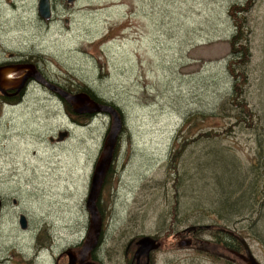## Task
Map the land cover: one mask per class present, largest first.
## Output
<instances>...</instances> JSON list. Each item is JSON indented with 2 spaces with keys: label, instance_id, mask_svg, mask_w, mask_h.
Here are the masks:
<instances>
[{
  "label": "rangeland",
  "instance_id": "374dc122",
  "mask_svg": "<svg viewBox=\"0 0 264 264\" xmlns=\"http://www.w3.org/2000/svg\"><path fill=\"white\" fill-rule=\"evenodd\" d=\"M37 1L0 0V61L10 53L35 57L53 81L72 89L86 86L123 115L125 130L99 199L107 230L96 254L102 253L104 264H128L124 247L148 235L161 242L154 264H244L228 261L236 256L207 230L210 224L222 227L210 215L196 224L200 233L193 247V230L185 231L187 246L173 239L176 230L195 226L192 219L184 220L193 196L214 199L208 193L217 187L207 177L222 178L233 168L220 154L190 142L182 160L193 174L192 184L176 188L172 147L182 120L192 115L195 130L214 126L224 132L220 146L235 153L247 187L264 173L261 135L238 129L226 112H217L231 92L226 65L235 54L229 41L234 23L243 19L250 51L244 96L264 122V0H77L69 7L53 0L47 21L39 17ZM50 94L31 86L15 107L5 105L0 94V195L5 199L0 264H56L59 253L87 232L85 201L110 119L73 116L88 122L75 127L63 103ZM60 131L71 135L60 143L50 139ZM227 187L220 179L218 192ZM246 212L236 219H247ZM260 212L264 217V208ZM19 213L27 215V231L19 227ZM41 225H48V235L60 237L53 255L35 253L38 240L48 237L36 232ZM243 226L240 220L230 228ZM247 244L264 264L261 242L249 238Z\"/></svg>",
  "mask_w": 264,
  "mask_h": 264
},
{
  "label": "trees",
  "instance_id": "16d2710c",
  "mask_svg": "<svg viewBox=\"0 0 264 264\" xmlns=\"http://www.w3.org/2000/svg\"><path fill=\"white\" fill-rule=\"evenodd\" d=\"M236 9L237 5H233L232 10ZM230 16H232V12ZM234 25L235 32L231 35L229 44L231 46L230 54H235V58H232L226 65V71L228 75L233 78V82L230 94L221 104V107L217 112H219L220 110L226 112V116L230 118L231 123L234 124L238 129L247 130L249 128L251 132L256 136V138L258 134L261 135V137H259L257 141V144L260 146V149L258 150L259 154L262 150L264 151V122H259L260 117L246 100L243 87L244 81L246 80L245 69L247 61L250 58V51L246 42L247 38L246 36L243 37L242 35H246L247 31L245 24H243V19L242 23L235 22ZM241 40V46L238 47L237 42H240ZM236 56H238V58ZM60 88L69 93L86 92L92 98L101 103H104L103 101H106L104 99L101 100L100 98H98L97 95H95V93L86 86L72 89L63 85V87ZM1 98L4 102L8 101V98L3 95ZM62 102L66 111L70 113L71 116H75L71 107L64 100H62ZM110 103L107 104L119 110V108L115 106V103ZM120 115L123 119L122 113H120ZM191 117L192 115L186 116L182 120V125L177 130L173 141L172 156H174L175 160L174 170H177V176H174V187L178 188V185L180 184H184L186 186L192 184L191 180L193 174L189 172L186 160H182V156L185 150H187L190 142L202 144L203 147L207 148V150L209 148L210 152H215L218 155L220 154L226 161L229 162V164L233 168V172L232 174H230V172L223 174L222 178L208 176L207 178L210 179L211 182L214 183L217 187V190H215L216 192L214 191L208 193V195L212 196L214 199L208 201L197 195L193 196L191 198L193 199L192 203H186V206L188 205V207L186 209L184 220L186 221L192 219L191 221H193L195 225L194 227H196L197 234L200 233V229H198L200 228V226H196V224L198 222H201V218H203L204 215H210L211 217H214L215 223L217 221L221 222L222 227H215V224H210L206 227L207 230L212 232V236L214 237L216 243L222 244L225 250L230 248L238 250L239 248H237V246L242 247L243 243H247V240H249V238L261 242L262 246L264 247V217L260 212L264 208V173L261 172L259 174H256V176L253 178V180L256 181H253L247 187L246 174L242 172L243 168L240 164H238V162L240 161L236 158L235 153L230 152L227 149H223L220 146L222 142L221 138L224 137V132H217L215 130L216 127L214 126L210 129L207 127L195 130L194 128L196 127L197 123H194ZM83 118L86 119L89 118V116H83ZM193 129L195 130V132H193V134L191 133V136L195 137L191 138L188 141V131ZM203 129H206V131H204ZM124 130L125 129L123 127L122 132ZM200 130H203V132L197 133ZM115 152L116 153L114 156H116L117 154V146ZM190 152L193 153L192 150ZM262 162L264 164V155L262 158ZM199 172L201 174H204L203 169H200ZM204 178L205 176H202L200 180ZM220 179L222 180V183L227 182L228 185L224 193H222L221 190H219L218 192ZM259 181H261L262 183L261 187L257 186V183ZM229 187L230 189H228ZM242 191L244 192L241 193ZM222 194H224L223 198L221 197ZM217 196H220L222 200L217 199ZM208 206L212 207L213 209L209 211ZM245 211H247L245 213L248 215L247 219H242L243 217L241 219H236L240 217L241 214ZM253 212L255 214L252 217H249L253 214ZM255 216H257V219L255 218ZM240 220L243 222V227L238 228V231L230 228L231 224L235 225L236 223L240 222ZM260 222H262L261 227H259ZM230 243L236 244L237 246H230Z\"/></svg>",
  "mask_w": 264,
  "mask_h": 264
},
{
  "label": "water",
  "instance_id": "95a60500",
  "mask_svg": "<svg viewBox=\"0 0 264 264\" xmlns=\"http://www.w3.org/2000/svg\"><path fill=\"white\" fill-rule=\"evenodd\" d=\"M66 2L73 4L75 0H66ZM37 13L44 20L50 19L52 14L50 1L38 0ZM18 71L23 72L19 76L10 77L12 73H16ZM29 78L35 79L37 82L46 86L49 90L65 99L76 114L91 115L94 113H103L111 116L110 129L104 137L101 152L95 161L85 201V206L89 213V225L86 239L83 243V247L79 251L78 259H76L73 255L68 254V264H95L88 261V258L90 256V252L97 246L98 237L102 227V216L98 210L97 201L113 160L114 149L116 147L118 135L122 126L120 115L116 108L105 103L97 102L88 93H69L62 90L58 86L45 81L33 63H12L0 65V93L6 95L8 90H15L18 92L24 87ZM66 135L67 132L60 131L57 134L56 140L62 141L66 138ZM50 139L53 140L52 138ZM18 224L22 230L27 229L26 218L23 214L19 216ZM190 230H195V227L192 226L185 229V231ZM136 243L138 245L137 254L149 255L151 250H156L160 247V242L148 235H144L137 239ZM179 244L187 246L190 244V240H182ZM244 245H246V252L245 254H241L240 257H242L245 264H260V262L250 252L247 244L244 243Z\"/></svg>",
  "mask_w": 264,
  "mask_h": 264
},
{
  "label": "flooded vegetation",
  "instance_id": "af4514ba",
  "mask_svg": "<svg viewBox=\"0 0 264 264\" xmlns=\"http://www.w3.org/2000/svg\"><path fill=\"white\" fill-rule=\"evenodd\" d=\"M52 2H53V0H50V3H51V11H52V8H53ZM65 2L66 1L63 0V3L62 4H64L66 7L71 6L70 4H68L67 2L65 3ZM12 63H33L36 66V68L38 69L39 73L42 75V77L44 78L45 81H47L49 83H52V84H54L56 86L63 87L61 84L53 81L49 76H47V74H45L43 72V70L39 66L38 60L36 61V58L35 57H24V56H20V55H18L16 53H10L8 55V58L7 59H5L3 61H0V64L1 65H3V64H12ZM22 72L23 71L16 72L15 73V76H18V75L22 74ZM31 86L41 87V85H39L38 83H36L35 80H32L31 78H29L27 80V82H26L25 87L21 91H19V92L16 93L15 90H8L7 91V94L6 95H3V96H5V97L8 98V101H6L7 99L5 100L6 101L5 102L6 103L5 105H9L10 107L17 106L20 103V101L22 100L23 95L25 94V91L29 87H31ZM103 102L104 103L106 102V104H107V102L109 103V101H103ZM71 109H72V107H71ZM72 111H73V109H72ZM96 115H98V113L97 114L94 113V114H91V115H89V114L88 115H84V114H76L75 113V116L74 117L75 118H83V116L84 117L89 116V118H93ZM74 117L71 116V119H72L71 124H73L75 127H80V126L83 127V126H86L87 125V123H83L80 119H74ZM68 129H70V127H68ZM70 135H71V131H68L67 137H69ZM51 138L56 143H60V142H57L56 140H54L55 138H53V137H51ZM107 176H108V174H107ZM103 186H102V190L104 189ZM102 190H101V192H102ZM100 197H101V193H100V196H99L98 201H97V207H98V210H99V212H100V214L102 216V227H101V231H100V235H99L98 244H97L96 248H94L90 252V256L88 258V261L93 262L95 264H104V260L101 259V257H100L102 253L100 255H98V254H96V252L99 251L103 247V245L105 243L106 230H107L106 229V223L107 222L105 223V220H104V217H103V213H102V210L100 208V202H99ZM0 200H1V206H0V216H1V213H2L3 209L5 208V199H3V196L2 195H0ZM12 202L15 204V200H12ZM21 214H23L25 216L26 222H27V229L26 230H23V231H27L28 230V218H27V215H25L24 213H19L18 218H19V216ZM42 226L43 225L39 226V228L37 227L38 230L36 232H38V231L42 232L41 234H42V237H43L44 234L48 235L49 232L47 231L48 225L46 227H42ZM87 230H88V226H87ZM39 234L40 233H38V235L36 236V238L39 236ZM185 234H186L185 233V228H183L181 230H176L173 233V239H177L178 240V244H179L180 241L184 240L183 238H185ZM84 235L85 236H82V238H80L79 241L75 240V241H77L75 244L64 248L59 253V255L57 256V258L54 259L55 263L56 264H60V260L62 259L64 261V264H68V254H71L76 259H78V257H79V251L83 247V243H84V241L86 239L87 232H85ZM195 235H197V230H193V231H191L189 233V238L192 239V244L189 245L190 248L193 247L194 244L198 242V239L195 238ZM166 236H168V234H166ZM154 238H156V237H154ZM59 239H60V237H59ZM59 239H55L54 236L48 235V237L45 236L43 238V240H38V245L35 246V253L38 254L39 252H47V253H51L53 255L55 253L56 247L58 246V243L60 241ZM137 239L138 238H135V240L134 239H131L127 243V245L124 247V249H123L124 250V254L123 255H124V257L126 259H128V262H129L128 264H154L153 263L154 258H155L154 257V253L157 252V250L161 247V245H160V247L158 249L151 250L149 252V255L148 254H137V248H138V245L136 243ZM55 240H56V243H55ZM157 240H159V239H157ZM200 242L201 241H199V243ZM244 243L246 244V242H244ZM244 243H243V246L242 247L241 246H237L236 244L230 243V246L236 245L237 248H239L238 250L237 249H234V248L233 249L232 248L227 249V251H230L231 252V256L232 255L236 256L235 260L228 258V261L230 263H234V262H236V260L238 261V259H240L242 262H244V260L242 259V257H240L241 254H245V252H246V245H244ZM131 252H132V254L130 255ZM129 255L132 258H129L128 257ZM101 260H103V261H101ZM244 264H245V262H244Z\"/></svg>",
  "mask_w": 264,
  "mask_h": 264
},
{
  "label": "bare ground",
  "instance_id": "6f19581e",
  "mask_svg": "<svg viewBox=\"0 0 264 264\" xmlns=\"http://www.w3.org/2000/svg\"><path fill=\"white\" fill-rule=\"evenodd\" d=\"M50 1V0H49ZM50 6H51V3H50ZM42 76V75H41ZM32 80H35V79H33V78H31ZM36 81V80H35ZM36 83H38L39 85H41V87H43L45 90H47L48 92H50L51 94H52V96L54 95V97H57L61 102H62V100H64L65 101V99H63L62 97H60L58 94H56L55 92H53V91H51V90H49L46 86H44L43 84H41V83H39V82H37L36 81ZM25 85H26V83H25ZM25 85H24V87H25ZM23 87V88H24ZM59 87V86H58ZM22 88V89H23ZM60 88V87H59ZM22 89H20L19 91H21ZM62 90H64V89H62ZM18 91V92H19ZM17 93V92H16ZM86 93V92H85ZM66 102V101H65ZM63 103V102H62ZM67 103V102H66ZM68 104V103H67ZM106 104V103H105ZM69 105V104H68ZM117 111H119L120 113H121V111H120V109L119 110H117ZM118 112V113H119ZM74 113V112H73ZM120 113H119V115H120ZM75 114V113H74ZM104 116H107L109 119H110V124H111V116L110 115H108V114H103ZM71 117V116H70ZM73 117V116H72ZM94 118V117H93ZM92 118H86L85 120H91ZM120 119H121V124H122V126H121V130H120V132H119V135H118V139H117V143H116V146H117V144H118V142H119V138H120V135H121V133H122V128L124 127V125H123V119H122V117H121V115H120ZM86 122V121H85ZM87 124H88V122H86ZM65 132H67V134H68V131H65ZM66 138H68L67 137V135H66ZM115 151H116V147H115V149H114V155H115ZM113 161H114V156H113V160H112V163H113ZM112 163H111V165H112ZM111 167V166H110ZM110 169V168H109ZM108 172H109V170H108ZM104 185V184H103ZM15 203H16V201H15ZM100 235V234H99ZM98 240H99V237H98ZM98 244V243H97ZM96 248V247H95Z\"/></svg>",
  "mask_w": 264,
  "mask_h": 264
}]
</instances>
